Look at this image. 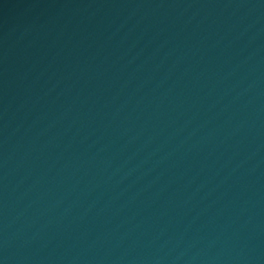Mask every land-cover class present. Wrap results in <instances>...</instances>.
Returning <instances> with one entry per match:
<instances>
[{"label": "water", "instance_id": "1", "mask_svg": "<svg viewBox=\"0 0 264 264\" xmlns=\"http://www.w3.org/2000/svg\"><path fill=\"white\" fill-rule=\"evenodd\" d=\"M264 162V0H0V264H97Z\"/></svg>", "mask_w": 264, "mask_h": 264}]
</instances>
